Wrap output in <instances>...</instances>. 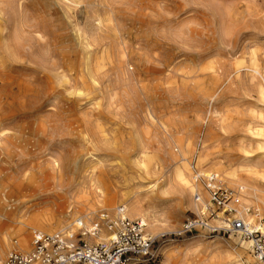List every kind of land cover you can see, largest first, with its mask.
I'll list each match as a JSON object with an SVG mask.
<instances>
[{"label":"rangeland","instance_id":"374dc122","mask_svg":"<svg viewBox=\"0 0 264 264\" xmlns=\"http://www.w3.org/2000/svg\"><path fill=\"white\" fill-rule=\"evenodd\" d=\"M250 1L0 0V183L19 223L6 231L12 247L28 252L21 238L66 228L55 225L62 211L86 209L89 224L125 205L139 219L133 203L151 236L176 231L199 213L192 192L207 197L192 165L229 188L264 187V0L249 10ZM242 163L247 180L244 170L238 182L217 172ZM174 244L169 264L251 263L232 233Z\"/></svg>","mask_w":264,"mask_h":264},{"label":"built area","instance_id":"2783aa9c","mask_svg":"<svg viewBox=\"0 0 264 264\" xmlns=\"http://www.w3.org/2000/svg\"><path fill=\"white\" fill-rule=\"evenodd\" d=\"M191 170L192 180L202 187L207 202L201 205V197L195 192L193 199L201 210L180 229L151 236L144 222L129 219L123 207H118L113 218L101 214L89 224L77 221L75 232L33 231L29 251H10L3 264H156L163 256V247L198 231L207 237L236 234L248 243L250 264H264V219L255 226L237 215L242 187L229 188L221 175L202 174L195 165ZM247 213L258 214L252 208Z\"/></svg>","mask_w":264,"mask_h":264},{"label":"bare ground","instance_id":"6f19581e","mask_svg":"<svg viewBox=\"0 0 264 264\" xmlns=\"http://www.w3.org/2000/svg\"><path fill=\"white\" fill-rule=\"evenodd\" d=\"M246 4V3H245ZM219 5V4H217ZM256 5V2L255 0H251L249 2V5H248V9L250 10L251 8H253L254 6ZM217 7V6H216ZM222 7V6H221ZM225 8V7H224ZM222 9V8H221ZM219 10V20L220 21H225V18H226V10L223 11L222 10ZM250 15V13H249ZM254 16V15H252ZM252 18V17H251ZM255 18V17H254ZM175 148H178V152L181 153V148H179L178 146ZM242 171L244 170L245 174H246V180L247 178L249 177V174H248V171L250 170V165L246 164V163H242L241 165H239L236 169H234L233 171L231 172H228V173H224V172H221V171H217L219 173H222L223 176L225 178H228V179H231L233 181H236L238 182V175H237V171ZM202 174H205L207 172H201ZM240 181V180H239ZM72 186H73V183H70ZM234 184V183H232ZM10 186V185H9ZM93 186V184H91V187ZM238 186H241L242 187V192H241V199H240V203L239 205L237 206L236 210H237V215L242 218L246 223H249L251 225H257V221L258 219L260 218L261 219V216L264 217V187L263 188H260V187H254L253 185H250L249 183H242V185H238ZM4 184L2 185V183H0V264H2V259L4 258V255L6 253V251L12 249L15 250V249H18L20 251H23V252H27L26 250H22L21 247L18 245V242H13V247L11 245V234H9L8 232H6L8 229L10 228H14L15 226H18V218H16V215L15 214H11L9 211V203L6 202V199H4L2 197V190H5L4 189ZM10 188V187H9ZM64 192V191H63ZM62 193V191L60 192ZM72 193V192H71ZM59 194V193H58ZM65 195V194H64ZM192 195H194V192H192ZM207 196V195H206ZM70 197V196H69ZM201 197V196H200ZM69 199V198H68ZM62 200V199H61ZM71 200V199H70ZM59 202V201H58ZM68 202V201H67ZM205 202H207V197L205 200L202 199L201 197V205L204 204ZM81 203V202H79ZM73 204V203H72ZM193 204L194 206L200 211L201 210V207L198 203L194 202V199H193ZM255 205L256 207H261L262 208V215L260 216L259 214L257 215H252V214H249L247 213V210H249L251 208V206ZM77 207V206H76ZM87 207V206H86ZM123 207L124 209V212L125 214L127 213V209L125 208V205L121 206ZM199 207V208H198ZM59 208V207H58ZM61 211H62V207L60 208ZM118 209V207L116 208V210ZM130 212H131V215L133 216H136L137 218H139L142 222L145 223V216H144V213L142 211V209L136 204V203H133L131 204L130 206ZM258 209V208H257ZM72 210V209H71ZM255 211V210H254ZM76 212V211H75ZM257 212V211H255ZM259 212V210H258ZM257 212V213H258ZM58 213V212H57ZM56 213V214H57ZM73 213H74V208H73ZM85 214L84 215H79L76 217V214H71L70 212L69 213H65V212H61V217L59 215V219L58 221H56L55 225L56 226H61L62 224L64 223H67V227L66 228H71L72 230V226L75 225V223L79 220H83L85 219L86 217H88L90 215V211L86 210L85 209ZM71 214V215H70ZM81 214V213H80ZM127 216V215H126ZM254 216V217H253ZM74 217H76L75 219H73ZM43 218V217H42ZM55 218V216H54ZM53 218V219H54ZM71 218V222L68 223L69 219ZM254 218L255 221H252ZM251 219V220H250ZM56 220V219H55ZM91 220V219H90ZM92 221V220H91ZM48 223H51V222H48ZM147 225V224H145ZM53 226V224H52ZM264 226V224H263ZM4 228L6 230H4ZM66 228L64 229H59V231H64ZM3 229V230H2ZM18 229V233L22 231V229H20L19 227H17ZM74 230V229H73ZM72 232H75L76 231V228H75V231ZM17 233V234H18ZM42 233V232H40ZM15 234V235H17ZM19 237V236H18ZM197 238L196 242H202L203 238H202V234L199 235V237H195ZM102 239V238H101ZM20 245L22 246V248H25V249H28L30 244H28V240H26V238H21L20 240ZM87 241V240H86ZM188 240H185L184 242H187ZM89 242H92L91 239H89ZM245 244H247L248 246V243L247 242H244ZM29 245V246H28ZM166 247H170L169 251H167V253L164 255V261L162 262V264H169V260L170 258H172V254L174 252H177L179 250V247H180V244H174V243H171L165 247H163L161 249V252L163 250L166 249ZM29 251V250H28ZM163 255V254H162ZM251 257V256H250ZM251 263H252V257H251Z\"/></svg>","mask_w":264,"mask_h":264}]
</instances>
